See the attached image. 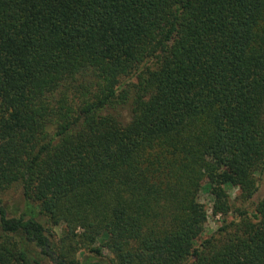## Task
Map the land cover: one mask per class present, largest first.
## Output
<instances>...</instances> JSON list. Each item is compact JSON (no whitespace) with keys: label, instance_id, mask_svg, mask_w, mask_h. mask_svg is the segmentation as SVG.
<instances>
[{"label":"trees","instance_id":"obj_1","mask_svg":"<svg viewBox=\"0 0 264 264\" xmlns=\"http://www.w3.org/2000/svg\"><path fill=\"white\" fill-rule=\"evenodd\" d=\"M263 181L264 0H0V264H264Z\"/></svg>","mask_w":264,"mask_h":264},{"label":"rangeland","instance_id":"obj_2","mask_svg":"<svg viewBox=\"0 0 264 264\" xmlns=\"http://www.w3.org/2000/svg\"><path fill=\"white\" fill-rule=\"evenodd\" d=\"M237 192L238 191L234 190V189L230 190V195H231L232 199H235V197L237 196ZM0 198H3V200L6 201L9 206L19 205L20 190H19V188L14 187L10 191H7L5 194L0 195ZM263 198H264V181L262 182L260 192L257 196V200L263 199ZM200 201H201V203H203L206 206V208L208 210V215H209L208 223H207V226L205 229V233L203 235V239H206V238L212 236L217 231V229L220 227L222 217L213 216L212 198L207 191L203 190L200 193ZM59 231L61 232V229H59L58 232ZM105 254L107 256H109V258L112 257L108 252H105Z\"/></svg>","mask_w":264,"mask_h":264}]
</instances>
